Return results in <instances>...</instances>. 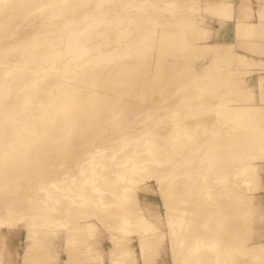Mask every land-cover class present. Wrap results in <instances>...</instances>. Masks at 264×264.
Instances as JSON below:
<instances>
[{"label": "bare ground", "instance_id": "1", "mask_svg": "<svg viewBox=\"0 0 264 264\" xmlns=\"http://www.w3.org/2000/svg\"><path fill=\"white\" fill-rule=\"evenodd\" d=\"M260 184L264 0H0V264H264Z\"/></svg>", "mask_w": 264, "mask_h": 264}, {"label": "rangeland", "instance_id": "2", "mask_svg": "<svg viewBox=\"0 0 264 264\" xmlns=\"http://www.w3.org/2000/svg\"><path fill=\"white\" fill-rule=\"evenodd\" d=\"M257 191V197H256V199H263L264 200V188H262V185L260 184L259 185V189L258 190H256ZM150 199H157V197L154 195V196H152V198H150ZM156 205V203L155 204H153L152 206H155ZM262 211V210H261ZM263 212H264V209H263ZM259 224V223H258ZM262 225H264V216L262 217V221L260 222V226H262ZM258 227V226H257ZM261 235H264V232H263V234H261ZM103 244H104V247H107L108 245H109V243L108 242H106L105 241V239L103 240ZM63 251V253H64V250H62ZM62 251H60L59 253L60 254H58V257H64V255H65V253H64V255H63V253H62ZM50 264H54L53 262H51ZM63 264V263H62Z\"/></svg>", "mask_w": 264, "mask_h": 264}]
</instances>
